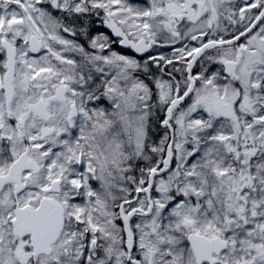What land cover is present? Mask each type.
<instances>
[{"label":"snow or ice","instance_id":"1","mask_svg":"<svg viewBox=\"0 0 264 264\" xmlns=\"http://www.w3.org/2000/svg\"><path fill=\"white\" fill-rule=\"evenodd\" d=\"M0 264H264V0H0Z\"/></svg>","mask_w":264,"mask_h":264},{"label":"flooded vegetation","instance_id":"2","mask_svg":"<svg viewBox=\"0 0 264 264\" xmlns=\"http://www.w3.org/2000/svg\"><path fill=\"white\" fill-rule=\"evenodd\" d=\"M105 31V30H104ZM105 32H107V31H105Z\"/></svg>","mask_w":264,"mask_h":264}]
</instances>
